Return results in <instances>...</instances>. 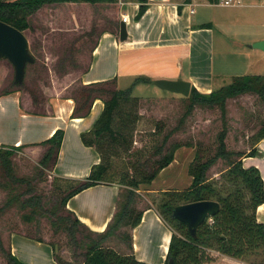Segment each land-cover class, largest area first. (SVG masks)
<instances>
[{
  "label": "rangeland",
  "instance_id": "374dc122",
  "mask_svg": "<svg viewBox=\"0 0 264 264\" xmlns=\"http://www.w3.org/2000/svg\"><path fill=\"white\" fill-rule=\"evenodd\" d=\"M219 1L212 4L195 3V13L191 15L196 27L211 25V31L203 30L202 35L195 36L197 41L193 47V69L201 75V85L197 83L202 92L205 90L203 82L209 81L213 89H219L236 76L264 75V49L250 47L264 40V0H241V4L228 6ZM124 12L132 16L131 5H122L120 0L97 3L81 0L46 4L31 15L32 28L24 32L36 61L28 65L24 80L28 90H23L26 92L24 95L45 96L47 99L52 95H77L85 84L82 75L91 64L97 43L105 31L117 30L116 22L122 20ZM132 17L129 29L136 19ZM204 40L208 42L205 46ZM14 76L13 64L7 59H0V84L11 87ZM150 78L152 81L139 82L134 89L140 101L138 110L142 117L134 131L131 149L113 157L112 165L116 173L119 172L117 179L121 177V172L133 174V169L143 163L152 169L166 146L180 143L174 160L162 169L152 183L141 184L137 190V210L154 207L162 212L161 205L171 193L187 190L191 186L193 177L189 170L197 156L200 155L202 160L216 156L221 134L224 133L226 150L240 152L243 160L247 158L252 161L253 158L247 155L253 150L259 154L254 146L264 130V90L246 91L230 97L224 107H190L189 100L185 98L187 96L159 88L154 83L156 78ZM133 82L129 84L126 78L118 79V87L126 88ZM159 147L162 150H158ZM44 149L20 148L14 152L16 174L28 177L32 182V192L26 193L25 197L36 194L42 202L41 207H36L33 213V206H23L20 200L6 207L9 189L0 185V234L6 249L11 231L41 236L54 244L61 262L82 264V257L75 258V254H80L84 249L77 250L67 233L56 230L52 224L57 216L52 215L48 208L54 202L59 205L62 199V192L54 188V184L61 181L53 182L49 171L40 172L39 160ZM216 158L207 176L214 186L225 193L228 182L224 175L229 168L228 161ZM16 188L15 194L27 187L19 185ZM26 214L32 215L31 221H27ZM170 226L173 227V224ZM131 229V226L124 227L128 234ZM174 229L180 235L175 225ZM104 244L122 253L131 252L127 242L118 236L106 239ZM0 254L3 255L1 251ZM206 256L202 264H259L262 259L257 252L245 259H236L215 248H209Z\"/></svg>",
  "mask_w": 264,
  "mask_h": 264
},
{
  "label": "trees",
  "instance_id": "16d2710c",
  "mask_svg": "<svg viewBox=\"0 0 264 264\" xmlns=\"http://www.w3.org/2000/svg\"><path fill=\"white\" fill-rule=\"evenodd\" d=\"M71 1L81 0H0V19L25 31L32 28L29 17L44 5ZM82 1L97 3L104 0ZM136 1L139 2V11L135 18L139 20L148 9L149 0ZM209 1L216 3L219 0ZM191 2L192 0H185V3ZM179 9H181V6H179ZM120 22L121 20H117V30L112 31L117 37H119ZM90 65L84 73L89 71ZM150 81H152L150 77L138 76L130 86L119 88L116 76L109 80L83 84L78 94L72 96L75 100L72 117L88 116L95 100L98 98L104 102V108L92 129L81 133L83 143L96 149L100 156V162L92 166L86 178L52 177L53 182L56 180L61 181L59 184H54V188L62 192L59 205L54 202L48 208L52 215L57 216L52 224L56 230L61 229L67 233L77 250L84 249L80 254H75V258L82 257V264H155L139 260L132 253H122L104 244L106 239L118 236L132 248V235L125 232L124 227L131 226L134 228L142 220L143 211L137 210L135 206L137 190H139L141 184L152 183L162 169L174 160L175 153L181 146L177 142L168 147L166 146L165 152H161L152 169H148L147 165L143 163L133 169V174L121 172V177L116 178V174H119V172L116 173L114 170L112 158L116 155L119 156L121 151L131 149L134 141V131L142 117L138 110L140 101L135 94V86L139 82ZM11 88L28 90L25 82L16 84L14 80ZM263 90L264 75L249 74L236 76L229 84L210 92H202L192 85L189 96L185 98L189 100L190 107L195 105L224 107L226 100L230 97L246 91L261 92ZM31 96L35 106L34 111L37 113L44 112L43 105L47 98L45 96L37 98L36 95L32 94ZM38 108L42 110L39 111ZM64 134V130L59 128L50 138L41 143L46 149L39 160L40 172L43 173L44 170L53 171L58 161ZM263 138L264 130L256 142ZM161 148L159 147L158 150H162ZM14 152L12 148L0 146V185L9 189L5 206L8 207L13 201L20 200L23 206H33V213L37 210L36 207H41L42 199L36 194L31 195L29 198L25 197L26 193L32 192L30 187L32 182L30 178L16 174L13 160ZM251 152L247 156L256 155L254 150ZM199 156H197L198 159L189 170L193 177L189 189L171 193V196L161 205L163 210L159 212L161 218L169 226L171 223L173 224V227L170 226L172 235L166 261L163 264H168L171 258L174 259L175 264H202L208 257L206 254L209 248H215L219 252L236 259H245L257 252L262 257L259 264H264V222H259L256 214L257 207L264 203V180L260 169L255 165L247 166L242 158L243 154L240 152L227 151L224 133L221 134L218 152L215 157L202 160ZM216 157L228 161L229 168L224 175L228 182L225 193L214 186L207 176V171L217 160ZM130 168L132 169V164H130ZM99 183L119 184L121 187L116 212L107 228L102 232L89 228L73 211L67 208V202L72 196ZM19 185H24L27 188L23 192L15 194L16 186ZM200 200H216L220 203L221 209L218 214L212 216L213 222L209 221L210 216H208L198 226L196 235H192L185 223L172 216V211L177 205ZM59 210L61 211L59 212ZM25 217L27 221L32 219L30 214H26ZM174 225L180 235L175 232ZM33 236L43 240L41 236ZM51 244L54 247V244ZM0 251L7 258L9 264H25L14 256L9 248H5L1 234ZM56 258L59 264H71L70 262H61V259L57 256Z\"/></svg>",
  "mask_w": 264,
  "mask_h": 264
},
{
  "label": "crops",
  "instance_id": "0c3cea01",
  "mask_svg": "<svg viewBox=\"0 0 264 264\" xmlns=\"http://www.w3.org/2000/svg\"><path fill=\"white\" fill-rule=\"evenodd\" d=\"M195 3L212 4L209 0H192L191 3L149 0L146 12L139 20L135 19L129 29L132 16L136 17L139 11V2L129 1L132 16L127 23L128 39L121 41L112 31H105L95 48L89 71L82 75L83 82L104 81L117 76L118 79L126 78L130 84L138 76H147L189 80L200 88L201 75L193 69V47L197 41L195 36L202 35L203 30L211 31V25H193L191 15L195 13L192 11ZM198 41L202 43L201 39ZM207 43L204 40L203 46ZM203 87L205 92L213 89L209 81L203 82ZM24 93L0 84V146L14 151L20 148L43 150L45 146L41 143L61 128L65 134L58 161L53 171H49L50 177L86 178L92 166L100 162V156L94 147L83 143L81 133L92 129L104 108L103 100H95L88 116L72 117L75 106L72 97L52 95L45 101L44 112L37 113L31 96L27 94L26 97ZM254 147L259 154L250 156L252 161L246 158L245 163L258 167L264 180V138ZM120 190L119 184L93 185L72 196L67 208L89 228L102 232L116 212ZM256 214L258 221L264 222V203L257 207ZM130 234L133 238L130 253L137 259L165 263L172 231L157 209H143L141 222ZM7 239L11 253L25 264H59L51 241L39 240L23 231H11ZM0 264H9L1 254Z\"/></svg>",
  "mask_w": 264,
  "mask_h": 264
},
{
  "label": "water",
  "instance_id": "95a60500",
  "mask_svg": "<svg viewBox=\"0 0 264 264\" xmlns=\"http://www.w3.org/2000/svg\"><path fill=\"white\" fill-rule=\"evenodd\" d=\"M129 37L127 23L120 22L119 39L126 41ZM250 47L264 49V40L250 45ZM0 59L9 60L15 69L14 82L22 84L25 80L26 70L29 63H34L36 58L31 50L30 42L25 32L14 25L0 19ZM154 83L162 89L183 96H189L192 83L184 79L157 78ZM221 209L220 203L216 200H200L183 203L173 208L172 216L185 223L192 235H196L199 225L208 216H215ZM168 264H175L171 258Z\"/></svg>",
  "mask_w": 264,
  "mask_h": 264
},
{
  "label": "built area",
  "instance_id": "2783aa9c",
  "mask_svg": "<svg viewBox=\"0 0 264 264\" xmlns=\"http://www.w3.org/2000/svg\"><path fill=\"white\" fill-rule=\"evenodd\" d=\"M122 5L128 4L129 2L125 1V0H120ZM222 5H236V4H241V0H220L219 1ZM192 11L194 12V9H192ZM122 20L125 21L126 23H128L130 21V15L128 13H122ZM209 221L213 222V218L212 216L209 217Z\"/></svg>",
  "mask_w": 264,
  "mask_h": 264
},
{
  "label": "bare ground",
  "instance_id": "6f19581e",
  "mask_svg": "<svg viewBox=\"0 0 264 264\" xmlns=\"http://www.w3.org/2000/svg\"><path fill=\"white\" fill-rule=\"evenodd\" d=\"M99 58V57H98Z\"/></svg>",
  "mask_w": 264,
  "mask_h": 264
}]
</instances>
